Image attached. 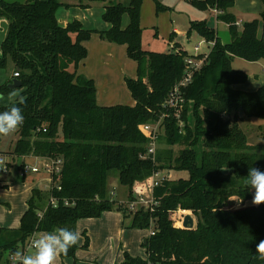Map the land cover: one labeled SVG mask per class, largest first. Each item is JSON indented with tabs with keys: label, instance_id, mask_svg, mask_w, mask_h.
Instances as JSON below:
<instances>
[{
	"label": "trees",
	"instance_id": "1",
	"mask_svg": "<svg viewBox=\"0 0 264 264\" xmlns=\"http://www.w3.org/2000/svg\"><path fill=\"white\" fill-rule=\"evenodd\" d=\"M106 1L0 0V20L9 24L0 71L12 65L13 72L19 73L0 85V95H9V84L17 79L21 86L15 90L25 100L19 105L24 123L16 131L19 138L12 154L62 159L51 188L32 190L20 226L0 227V248L10 255L18 249L25 252L35 233L77 230L80 219L123 210L124 217L133 216L131 227L154 234L143 244L146 259L125 251L123 261L115 264H264L255 258L256 245L264 240V204L252 205V190L245 183L250 167L264 171V141L250 143L241 126L245 119L264 121V87L239 89L248 74L233 65L236 58L264 59V0L260 16L240 25L232 10L235 0H190L200 10L216 9V19L227 24L231 40L222 42L207 20L190 21L187 37L196 32L213 45L208 54L197 56L204 58L203 66L184 89L183 126L162 104L189 69L187 58L195 55L175 41V31L169 38V52L143 48L145 0L104 5L102 19L109 24L105 30L85 28L80 20L63 26L58 20L62 7L85 9ZM154 1L158 11L171 9ZM95 33L125 45L136 63V77L125 78L134 105H99L95 81L79 73L88 57L85 43ZM8 106L0 105V111ZM165 112L162 136L168 145L183 148L177 156L173 148L159 149L155 165L141 157L148 142L143 125L159 120ZM258 128L263 139L264 123ZM113 169L119 170L121 184L128 187L129 201L144 196L149 188L151 192L155 169L169 172L170 177L154 188L153 210L141 207L129 212L126 203L109 197L108 173ZM51 196L59 200L58 206L50 203ZM233 197L242 199L240 207L232 206ZM179 209L192 213L193 228L178 225ZM84 235L82 248L88 249L90 238ZM78 249L77 244L61 257H75Z\"/></svg>",
	"mask_w": 264,
	"mask_h": 264
},
{
	"label": "rangeland",
	"instance_id": "2",
	"mask_svg": "<svg viewBox=\"0 0 264 264\" xmlns=\"http://www.w3.org/2000/svg\"><path fill=\"white\" fill-rule=\"evenodd\" d=\"M9 1H17V2H25L27 0H9ZM66 1V0H62ZM129 0H107L105 3L100 4L98 9V5L94 4L93 7L88 10H83V13H88L89 22H87V27L96 28V24L100 22H104L101 16V10H103L104 5H109L113 2H124L128 3ZM165 6L170 7V10H157L156 3L154 0H145L142 13H141V25L143 28V39H142V46L144 49L148 50H155L159 52H169L171 47L169 46V38L173 30H176L175 38L187 49V51L191 55H202L208 54L211 50L213 43L207 42L204 40L198 33L193 32L191 37H187V31L189 28V24L191 20H201L209 16V14H215L214 9H209L206 11L200 10L194 7L190 0H158ZM235 7L237 9V19L242 22V24L246 21L252 19L254 15H257L260 11L263 10V1L262 0H235ZM67 11L65 7H62L58 10L59 11ZM210 13H207V12ZM82 13V14H83ZM216 16V14H215ZM128 21V17H125V23ZM86 25V24H85ZM218 35L220 36L222 42H229L231 40V36L228 30V26L224 21H218V25L215 27ZM157 33V34H156ZM92 38V37H91ZM91 40V39H90ZM200 45L199 51L195 50V47ZM126 62H131L135 64L129 57L126 59ZM236 62H239V67L241 70H244L248 74V79L245 83L239 84L238 88L245 90V91H256L261 87H264V60L256 61V62H248L246 60L236 58ZM8 70V69H7ZM1 70L0 71V78L4 77V74H10V70ZM136 71V67L134 68ZM137 73V71H136ZM122 88V89H121ZM18 94V93H17ZM4 97L3 100H0V105L8 106L12 104L11 100H9V95H2ZM119 100H115L116 104H124V105H133L135 103L127 85H123L119 87V91L117 94ZM13 101V100H12ZM103 105V104H102ZM259 119H245L243 123H241L242 128L249 136L250 143H258L263 142L264 138L262 139V134H260V129L258 128L261 123ZM182 126L184 125V121L181 122ZM19 138L17 132L11 134L7 137L0 138V226L9 227L13 225H17L18 221L20 220L19 216L21 217V213L23 212L26 201L29 198L31 187L35 185H40L42 191H46L45 187H49L53 180L50 181L47 173L44 171L43 167L45 162L40 159L29 158L28 165L30 167L36 166L38 167L41 172L40 173H33L28 172L26 173V177L24 178V173L20 166L27 164L22 163L19 161V156L15 158L5 156V154H12L6 153V151H13L15 144ZM173 148L174 156L179 154V151L183 148L182 145H175L170 146L166 143L165 138L161 135L160 141V150L163 152H167ZM199 150L200 148L197 147ZM5 152V153H4ZM30 156L32 154H26ZM24 155V156H26ZM34 155V154H33ZM23 157V156H20ZM8 167V171L4 172L3 168ZM167 170V169H166ZM174 175V174H173ZM177 175V174H175ZM108 191L110 193L109 197L114 201H118L119 203H126L129 201V190L128 187L121 184L119 178V170L113 169L110 170L108 173ZM5 180L8 183L5 186ZM40 180V181H39ZM150 188L144 193V196L139 197H150ZM29 200V199H28ZM136 200V199H135ZM139 200V199H137ZM233 207H240V204L237 202L232 201ZM115 212L120 213L123 223L121 224L126 234L123 238V241H128L127 236H133L140 241V246L144 249V246L141 245L143 243V239L145 237L150 236V230H144L136 227H131L132 224V217H124L123 210H112ZM106 211L102 213L100 217L97 218H83L79 221V227H81V238L85 241L84 232H88L87 226L93 231L95 235V231L99 228V222L101 220H105L106 215L103 216L105 213L112 212ZM137 211V210H136ZM178 214L184 218L186 214H191L189 211H185L182 213H177L175 217L178 219ZM193 216V215H192ZM101 221V222H103ZM183 227V225H182ZM144 237V238H143ZM90 246V245H89ZM136 252V250H134ZM141 253V252H140ZM123 258H124V252ZM144 254V252H143ZM133 255V254H131ZM62 259V257H61ZM14 257L10 255L9 251H5L0 248V264H13Z\"/></svg>",
	"mask_w": 264,
	"mask_h": 264
},
{
	"label": "crops",
	"instance_id": "3",
	"mask_svg": "<svg viewBox=\"0 0 264 264\" xmlns=\"http://www.w3.org/2000/svg\"><path fill=\"white\" fill-rule=\"evenodd\" d=\"M94 4L98 5L99 7V3H94ZM91 8H85V9L90 10ZM66 9L67 11L61 10L57 12L58 20L60 24L63 26H66L68 23L72 22L73 20H80L83 23L84 27L89 29L105 30L109 27V24L106 23L105 21L96 24L95 25L96 28H90L89 26L87 27V22H89V19L87 16L88 13L87 12L83 13V10H85L84 8L78 6H71L70 8H66ZM98 9L101 8L99 7ZM232 10L235 16L237 17L238 13L236 7L234 6ZM102 12L103 10H101V16H102ZM207 13L210 12L208 11ZM260 13L261 11L257 15H254L250 20L258 18L260 16ZM212 16H214L216 19L215 14L214 15L209 14L208 17L201 20L209 21V19ZM238 22L242 24L240 20H238ZM124 24L125 25L128 24V21L125 23V19H124ZM215 25H218L217 19L215 21ZM173 31L176 32V30ZM175 41L179 42L177 38H175ZM85 44L88 48V57L80 64L79 73L85 75L88 78H92L95 81L97 87V101L99 105L102 104L116 105L115 100L120 101L119 97H117L119 87L126 84L125 78L126 77L135 78L137 75L136 63L132 64L131 62H126L127 61L126 59H128V55L125 45H119L116 43L105 41L101 39L99 34L97 33L93 34L91 40H89ZM233 65L236 69H240L239 67H237L239 65V62H236L234 60ZM135 67H136V71L134 70ZM8 70H10V74L9 75L8 73L4 74V77L0 78V85L4 84L14 74L12 65L8 67ZM11 102L13 101L11 100ZM7 152L12 153L13 151H6V153ZM5 156L12 158L16 157V155L14 154H10V156L9 154H5ZM29 158L40 159L43 160L45 163L49 161V159L45 157L36 156L33 154L30 156L27 155L26 156L23 155V157L19 156L18 160L21 161V164L22 163L28 164L27 159ZM40 172L41 170L35 173H40ZM25 177L26 175L24 176V178ZM7 182L5 180L4 183L5 186L8 185ZM49 182L51 184V179L50 181H48V183ZM36 188L42 189L40 188L39 184L31 187V192L28 199H30L32 195V190ZM50 188L51 185L49 187H45L44 189L49 190ZM28 199L26 201L25 208L21 213V217L24 214V212L27 210ZM105 215L106 218L104 221L101 220L103 222L101 221L99 222L100 226L95 231V235L93 234V231L90 229V227L87 226L88 228L87 235L90 238L89 248L88 249L82 248L85 241H83V239L80 236L78 242L79 249L77 250L75 257H66L62 259L60 257L57 261V264H115L116 262L123 261L124 258L122 253L125 251L129 252L130 254H133V256H139L145 259L148 257L146 248L144 247V249H142L143 247L140 246L139 239L133 236H127L128 241L126 240L123 241V238L126 234H124L125 230L121 226L123 221H121L122 218L120 216L121 215L120 213L112 211L105 213L103 216ZM21 217L19 216L20 220L18 221L17 225L9 226L8 228H18L20 226ZM79 221L77 222L76 227H77V231L82 233L81 227H79L78 224ZM0 227H4V226H0ZM146 238L148 237H145V239H143V243H141V245L145 243ZM134 250H136V252H134ZM28 251H29V247L26 249L25 252Z\"/></svg>",
	"mask_w": 264,
	"mask_h": 264
},
{
	"label": "clouds",
	"instance_id": "4",
	"mask_svg": "<svg viewBox=\"0 0 264 264\" xmlns=\"http://www.w3.org/2000/svg\"><path fill=\"white\" fill-rule=\"evenodd\" d=\"M4 97L0 95V100ZM9 100L14 102L0 111V137L15 133L24 123V115L20 104L25 103L23 96H18L14 89L9 94ZM245 183L252 190L251 203L254 206L264 204V171L250 167ZM229 200L242 203L238 197ZM81 233L68 228H54L33 234L29 251L16 250L12 255L14 264H57L61 256H66L71 248L78 244ZM255 258L264 262V240H260L255 249Z\"/></svg>",
	"mask_w": 264,
	"mask_h": 264
},
{
	"label": "built area",
	"instance_id": "5",
	"mask_svg": "<svg viewBox=\"0 0 264 264\" xmlns=\"http://www.w3.org/2000/svg\"><path fill=\"white\" fill-rule=\"evenodd\" d=\"M215 14H217V10H213ZM238 25H240L239 22H237ZM200 45H197L195 47L196 51H199ZM199 56L198 54L195 55V57H188L187 58V63L189 69L186 71L185 76L183 79L174 86V88L169 92L167 98L162 104V107L167 110V111H173V113L176 115V117L180 120V125L182 126L181 122H183L181 118L182 111L184 109V106L186 104L185 96H184V89L189 85V83L192 80L193 73L197 70H199L204 63V58H197ZM15 77L19 76V73L16 72L14 73ZM168 112L163 113L159 120L155 122H148L143 125V130L147 135V146H146V151L145 153L141 156L142 158H150V160L155 164L158 165L157 162V155L158 151L160 149V137L162 135V130L164 129V120L167 118ZM61 164H62V159H56V160H50L45 163L43 169L44 171L49 175V178L52 181V178L54 175H57L61 171ZM23 173L24 176L26 175L27 171L28 172H39L40 169L36 166L30 167L28 164H24L23 168ZM4 172L8 171V167L3 168ZM170 177V173L155 169L153 173L151 174L150 178V186H151V192H150V197L145 198V197H139L136 198V200L133 201H128L127 202V208L129 212H135L136 210L140 209L141 207H146L150 208L153 210L154 206L157 204L154 197H153V190L155 187L159 186V184L163 181H165L167 178ZM58 189H61L59 186ZM139 199V200H137ZM50 203L53 206H58L59 200L55 198L54 196L50 197ZM65 204L69 205L70 202L68 200H65ZM179 213L185 212L184 210L179 209ZM178 225L182 226L183 223V217L181 214H178ZM154 234L152 230H150V235ZM14 264V262H13Z\"/></svg>",
	"mask_w": 264,
	"mask_h": 264
},
{
	"label": "water",
	"instance_id": "6",
	"mask_svg": "<svg viewBox=\"0 0 264 264\" xmlns=\"http://www.w3.org/2000/svg\"><path fill=\"white\" fill-rule=\"evenodd\" d=\"M215 21H216L215 17L212 16L209 19L207 26L210 29H214L216 27ZM8 27H9V24H8V21L6 19L0 20V52L2 50L3 43H4L6 36H7ZM19 86H21V82L17 79H13L12 82L9 84V87L12 90L18 88ZM242 114H243V110L241 109V115ZM223 172L227 173L228 170H223ZM232 203L233 202L231 201V204ZM194 224H195L194 217L191 214H186L183 218V223H182L183 227L191 229L194 227Z\"/></svg>",
	"mask_w": 264,
	"mask_h": 264
}]
</instances>
